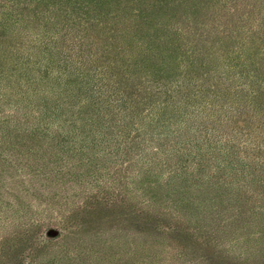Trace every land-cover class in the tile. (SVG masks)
<instances>
[{
	"label": "rangeland",
	"instance_id": "1",
	"mask_svg": "<svg viewBox=\"0 0 264 264\" xmlns=\"http://www.w3.org/2000/svg\"><path fill=\"white\" fill-rule=\"evenodd\" d=\"M86 1L34 13L38 0H0V264H264V0H93L90 10ZM106 40L118 41L116 64L143 84L133 117L105 113L109 132L79 119L82 96L72 121L54 109L83 86L82 70H65L81 60L72 47L94 54ZM170 79L194 97L181 115L205 111L195 123L162 122L164 95L146 99L153 81ZM202 118L206 132L189 127ZM19 122L26 139L25 129H46L37 148L23 147ZM17 156L20 166L6 162ZM184 182L220 187L223 209L199 212L210 228L187 230L174 198Z\"/></svg>",
	"mask_w": 264,
	"mask_h": 264
},
{
	"label": "trees",
	"instance_id": "2",
	"mask_svg": "<svg viewBox=\"0 0 264 264\" xmlns=\"http://www.w3.org/2000/svg\"><path fill=\"white\" fill-rule=\"evenodd\" d=\"M64 0H56V2L51 1V0H38L37 6L34 10V13H46L51 11L50 6H58L60 7V5H62ZM93 0H87L85 7L87 9H91L92 6L96 3H100L103 4L104 1L107 0H95L94 4H92ZM116 1V0H115ZM122 1V0H120ZM84 8V7H83ZM196 8V7H195ZM116 10L118 11L119 8L117 7ZM93 13V11H90ZM89 16L93 17L91 14H89ZM55 24H57L56 26H53L55 28L56 31L60 32L59 29V23L56 22ZM107 29V28H106ZM110 30L113 29V27H109ZM55 31V32H56ZM81 39V38H80ZM117 39V38H116ZM114 42V41H113ZM107 43V40L104 44V46L102 47H96L98 48L99 52L98 53H94L92 54L90 49L87 48L86 50H80L81 46L79 49H75L74 47H72V49H74L73 51H76L75 56H78L81 58V60H79V66L76 67L75 69L72 70L71 67H68V65L66 66L65 70L70 69L71 71H77V70H82L79 73L82 76V81H83V86L77 91V96L75 95L74 99H71L72 101H64L61 96L59 99L55 100V107L54 109L56 110L59 103L61 104V109L62 110H67L66 113H63V115H66L68 113H71L72 116H74V111L72 110V106L76 100L77 97H84L86 102V107H82L81 110L78 111V114L80 116V120L84 121H88L89 125H96L97 127H99L100 125L102 126H106L107 128V132H109V130H113V128L115 127L114 125L110 124V123H106L103 122L102 118L104 117L105 113L107 112H113L114 109L116 108L118 111H121V113L125 114V116L127 117L128 115H130L131 117H133L136 113H138V110L140 109V103H142L140 101H137L138 95L139 94H135L136 89L138 86H143L142 82L137 79L138 76L136 75H132L129 72L133 70L128 68V72L123 70V67L125 66V64H119L117 65V61H118V53L119 50H116L118 48V41L114 43ZM54 48L56 49L57 53L59 54H63V49L60 46V43L58 41L54 42ZM131 49V48H130ZM65 50V49H64ZM80 51V53H79ZM82 51V52H81ZM247 53L250 54L252 53V49L249 51L248 49H246ZM254 53V52H253ZM83 54V55H82ZM72 55H70L69 57H71ZM122 62V59H121ZM70 63V62H69ZM176 66V65H175ZM263 66V64H260V67ZM196 69H198V67H195ZM235 69V68H234ZM171 71V69H169ZM261 71V68L258 69ZM116 74L117 78L122 74L123 77H121L122 80L118 81H114V84H111L110 82V77L114 76V73ZM108 73H110L111 75H109ZM263 73V72H262ZM227 73L223 74H219L220 77L219 78H223ZM239 74L243 77L244 75L239 71ZM264 74V73H263ZM257 75V74H256ZM257 80H260L258 75H257ZM134 80H138L137 83L134 82ZM171 79L165 81L164 83H159V80L157 82L153 81L152 86L149 87L152 88L154 83L156 84L155 87V94H151L149 95L146 99H148L151 104H154V102L156 103V101L158 100H154V97L156 96V98L161 99L164 95V99H162L161 101V106H162V110L159 114V119L160 121L164 122L166 121H177L179 117H183V121H188V118L191 117L190 119L195 123L198 119H199V114H204L205 111H199L198 115H181V113L184 114L189 112V108L188 106L191 105L193 106L192 100L194 97L192 96V91L190 88V85H177L174 88H172L171 86H169L170 84L166 85V83H171ZM219 85V89L220 92L223 93V95H225V93H227L228 91L227 86L224 87L223 81L220 82ZM141 86V87H142ZM131 91L129 93H127V91ZM151 90V89H150ZM197 93V92H195ZM198 94V93H197ZM228 94V93H227ZM258 95L257 100H258V104L259 105H263L261 103V99L264 96V91L260 92V89L258 90ZM197 97V96H196ZM195 97V98H196ZM221 98V96H219ZM133 98H135L134 100H132ZM223 99V98H222ZM224 99H227L226 96ZM129 100V101H128ZM230 101V100H229ZM232 102V101H230ZM69 105V106H68ZM223 106V105H221ZM142 110V109H141ZM158 112H156L157 114ZM70 116L68 114V118H70V121L74 120L73 117ZM193 116V117H192ZM202 116V115H201ZM204 119L206 121H211L212 120L207 116L204 115ZM208 117V118H207ZM186 118V119H185ZM26 121V120H25ZM28 121V119H27ZM26 121V122H27ZM74 122V121H73ZM189 126L190 128H192L193 126L196 128V130L198 132H203V131H207L208 130V123L207 122H203V118L202 120L198 121L196 124H194ZM212 124V123H211ZM21 123L19 122L16 127H14V132H17L18 135H20L21 137V141L23 143V147H29V148H37V144L36 142L38 141V136L40 133L42 132H46V129L41 127V126H36L34 129H28V130H24L28 139L23 138V133L21 131ZM74 126V125H73ZM126 126V124H125ZM75 127V126H74ZM73 127V128H74ZM77 129V128H76ZM81 131V130H80ZM83 132V130H82ZM58 134H55L54 139L56 141H67V142H71L72 138H66V136H62V134L60 132H57ZM73 137V136H72ZM6 138H7V134H6ZM1 145H4V141L0 142ZM55 144V143H54ZM56 148V147H54ZM20 154V152H18ZM202 156H205L202 154ZM29 163H31L30 159H26ZM6 162L11 164L13 162V164L20 166V164H22L20 157H16V159H12V160H7ZM33 167V163L29 164V168L31 166ZM188 166V165H186ZM198 166H200L199 171H203L202 168L204 166V163L200 160L198 162ZM35 170V169H34ZM175 179V177L171 178V181H173ZM178 182V181H176ZM174 182V183H176ZM173 183V184H174ZM172 183H169L168 186H170ZM215 184H206V186H200L199 182L195 183L196 187H197V192H195L194 190H186V186H189L188 183L184 182L183 186L184 187V191L180 193L178 187L176 186V190L173 188L175 193H180L182 194L181 198L179 194H174V198L177 200H180L182 203V206L184 207V210L186 211L185 213V217L187 219V224H186V228L188 230V228H199L201 227V225L204 228H210L211 225L207 224L210 223V219H212L211 216H208L209 214H211L212 212H214L215 209H223L222 206V201L220 200L221 194H217V190L220 189V187L216 188ZM198 185V186H197ZM200 186V187H199ZM186 190V191H185ZM216 191V192H215ZM179 195V197L177 196ZM223 200V199H222ZM211 207V208H208ZM213 209L209 214L203 215L202 217H200L202 215L199 214L200 211L204 210V211H209ZM241 205L237 206V213L235 216V220H232L231 222H237L240 221V214H241ZM224 216H219L217 219L220 220H224L223 218ZM223 218V219H222ZM214 220V219H212ZM196 226H195V225ZM223 227H226L223 226ZM224 234L226 233L225 231L223 232ZM205 238H213V236L211 234H208V232L205 233ZM209 242H206V244L215 249V245H209ZM218 244V243H217ZM210 250V249H208ZM216 250V249H215ZM214 252V251H213ZM215 253V252H214ZM262 259V258H261ZM264 261V260H262Z\"/></svg>",
	"mask_w": 264,
	"mask_h": 264
}]
</instances>
